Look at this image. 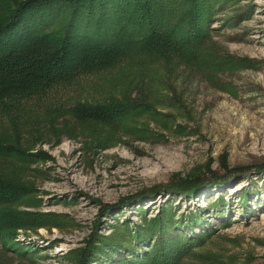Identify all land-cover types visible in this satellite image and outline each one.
<instances>
[{
    "label": "rangeland",
    "instance_id": "obj_1",
    "mask_svg": "<svg viewBox=\"0 0 264 264\" xmlns=\"http://www.w3.org/2000/svg\"><path fill=\"white\" fill-rule=\"evenodd\" d=\"M18 1L0 0V14ZM217 1L204 24L205 43L223 57L215 74L182 63L168 71L162 62L131 55L23 101L11 116L0 111L5 139L45 153L26 163L0 157V177L24 188L6 206L27 213L32 224L12 229V239L0 238V264H80L92 237L110 236L121 223L133 231L165 204L184 222L179 232L208 231L175 264H264V171L225 175L222 166L264 161V0ZM50 16L45 31L66 22L56 8ZM80 25L87 31L88 22ZM125 90L144 93L153 111L122 120L108 142L87 145L66 131L57 137L34 132L48 123L42 119L47 106L102 102ZM216 171L219 185L203 183L192 196L164 191L134 200L196 173L214 184ZM135 248L141 253L148 246ZM118 257L93 264H115Z\"/></svg>",
    "mask_w": 264,
    "mask_h": 264
},
{
    "label": "trees",
    "instance_id": "obj_2",
    "mask_svg": "<svg viewBox=\"0 0 264 264\" xmlns=\"http://www.w3.org/2000/svg\"><path fill=\"white\" fill-rule=\"evenodd\" d=\"M216 2L18 1L14 8L0 14V111L11 116L12 109L22 107L23 101L44 95L61 82L113 67L131 55H142L162 62L168 66L167 70L172 65L182 63L197 69L205 67L210 74H215L223 57L205 43L204 24ZM55 8L65 15L66 22L59 28L45 31L52 19L50 12ZM85 21L88 22L87 31L82 30L80 25ZM230 62L233 63L234 59H230ZM151 107V100L144 93L133 94L126 90L121 97L112 96L102 102L78 101L54 109L47 106L42 119L48 123H45L43 130L34 132L41 135L50 130L57 137L66 131L70 137L81 136L88 142L87 145L108 142L122 120L151 113ZM11 122L15 132V119ZM32 149L19 141L11 143L0 134V157H13L26 163L38 161L45 154L41 150L32 152ZM222 166L225 175H241L251 168L258 173L264 171V161L233 169L226 164ZM197 173L191 178L170 182L163 191L157 188L150 193L142 192L139 194L141 198L134 200L140 202L145 197L155 193L160 195L164 191L170 195L192 196L203 183L215 185L220 183L222 177L218 171L210 174L213 184L207 183L209 181ZM22 189L20 184L12 185L0 177L1 239H12L9 236L12 229L32 225L27 213L6 206L20 198ZM174 217V212L165 204L151 219L143 216L142 223L137 224L133 231L128 224L121 223L115 227L114 234L97 235L86 242L78 261L80 264H93L104 256L117 254L119 257L115 264H175L184 249L198 243L208 235V231L203 229L191 234L179 232L178 227L184 222H177ZM191 221L195 223L196 219ZM144 243L148 246L147 250L138 253L135 246L141 247ZM128 247L133 258L125 255Z\"/></svg>",
    "mask_w": 264,
    "mask_h": 264
}]
</instances>
